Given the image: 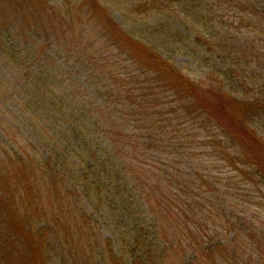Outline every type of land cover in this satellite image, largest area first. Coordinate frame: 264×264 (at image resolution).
<instances>
[{"label": "trees", "instance_id": "trees-1", "mask_svg": "<svg viewBox=\"0 0 264 264\" xmlns=\"http://www.w3.org/2000/svg\"><path fill=\"white\" fill-rule=\"evenodd\" d=\"M8 3L0 264L259 262L264 98L240 89L239 35L264 36V0H129L123 28L109 0Z\"/></svg>", "mask_w": 264, "mask_h": 264}, {"label": "rangeland", "instance_id": "rangeland-1", "mask_svg": "<svg viewBox=\"0 0 264 264\" xmlns=\"http://www.w3.org/2000/svg\"><path fill=\"white\" fill-rule=\"evenodd\" d=\"M129 0H109V5L111 6V11L113 12L112 18L115 22V24L119 28L128 27V26H134L135 19L130 12L126 11V4ZM56 2H59V0H50V4H54ZM131 2V1H130ZM8 0H0V10L8 7ZM217 13L223 14L225 19H228V22H235L238 23V16H240V12L237 8H235L234 5H231L229 3L225 4L223 3L220 7L217 8ZM2 13L0 12V15ZM165 17H170L169 15H166ZM236 18V20H234ZM247 30V29H246ZM242 29L240 37H243L244 39L248 40L249 42L253 43V50L254 53L257 52L256 55H254L253 58H248L249 64H247V67L244 68V73L240 74V80L244 81L245 83H242L243 85H240L242 88L240 89H246L247 88H254L255 90L252 91L251 94H256L260 96L261 98H264V36H254L253 34L246 33L247 31ZM114 32V31H113ZM168 30L163 31V35H167ZM114 34V33H113ZM93 36H95V33H93ZM115 38V34H114ZM162 37L157 41H160ZM166 41V39H165ZM174 52H178L177 48H174ZM174 52H164L165 56L168 57L174 65H176L178 68H181L184 70L185 73L192 75L195 77V79H198L199 69L195 66L187 65L188 67H185L187 63H189L188 59L186 58L187 50H183L182 52L174 53ZM111 54L114 55V52ZM193 56H191L192 58ZM0 65L3 66L4 69L10 68L7 61L4 59V56L0 54ZM7 71V70H6ZM208 82L205 84L207 85ZM224 88L227 89L228 85H223ZM229 88V87H228ZM237 88H239V85H237ZM240 95V94H239ZM259 130L261 129V126L259 127ZM264 135V132H263ZM255 160L259 161L261 166L264 169V154L261 153L259 156H255ZM257 197V201L260 203H264V188L255 189L254 193ZM250 214L253 215L255 218L256 223H263L264 224V206L262 205H256L252 206ZM257 223V224H258ZM264 231V227H263ZM256 264H264V253H262L259 262H256Z\"/></svg>", "mask_w": 264, "mask_h": 264}]
</instances>
